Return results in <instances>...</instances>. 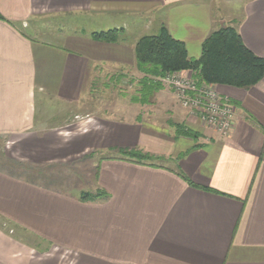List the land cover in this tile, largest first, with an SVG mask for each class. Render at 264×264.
I'll return each instance as SVG.
<instances>
[{"label":"crops","instance_id":"obj_1","mask_svg":"<svg viewBox=\"0 0 264 264\" xmlns=\"http://www.w3.org/2000/svg\"><path fill=\"white\" fill-rule=\"evenodd\" d=\"M0 14L17 23L0 20V264H264V76L248 88L214 85L236 107L225 135L186 109L176 124L194 136L178 134L177 99L163 88L152 96L169 107L150 97L156 110L81 116L101 68L109 79L134 69L138 85L134 46L145 34L126 37L124 22L99 30L122 29L116 42L95 31L55 41L37 23L139 15L147 28L157 17L192 58L234 25L264 57V0H0ZM52 100L74 111L59 117L45 107ZM120 148L154 158L129 160ZM97 190L105 195L79 197Z\"/></svg>","mask_w":264,"mask_h":264},{"label":"trees","instance_id":"obj_2","mask_svg":"<svg viewBox=\"0 0 264 264\" xmlns=\"http://www.w3.org/2000/svg\"><path fill=\"white\" fill-rule=\"evenodd\" d=\"M0 20L12 26L17 23L0 14ZM122 29L95 31L91 37L105 42H116ZM136 69L143 74L139 80L140 97L132 100L145 104L152 94L163 88L158 78L167 73L191 71L197 84L228 85L248 88L264 76V57L253 53L242 41L234 25H226L212 31L202 42L198 58L188 55L183 41L174 38L166 27H161L156 34L140 36L134 46ZM175 126L178 134L194 136L190 129ZM129 160L142 162L154 156L139 149H118ZM184 179H188L183 175ZM190 182V181H189ZM105 195V191H82V201L94 200Z\"/></svg>","mask_w":264,"mask_h":264},{"label":"rangeland","instance_id":"obj_3","mask_svg":"<svg viewBox=\"0 0 264 264\" xmlns=\"http://www.w3.org/2000/svg\"><path fill=\"white\" fill-rule=\"evenodd\" d=\"M113 20L115 21L104 20L95 14H77L72 16L61 15L56 17H50L48 18L47 21L38 20L37 23L39 25L40 24L49 25V31H51L52 33L51 39L53 38L55 41L56 40L58 41V39H61V41H63L64 39L66 41H69L70 37H74L73 35L78 36L79 34L82 35V33L90 34V32L92 31L102 30V28H105V26L107 25L110 26L111 28H114V26H118L116 28H122L123 26L122 23L124 22L126 28L129 30V33L126 35V37L129 38H134L133 36H138L143 32L144 34H156L160 30V27L157 26L158 25L157 17L148 20L150 21V24L148 25L147 28L144 27L145 21H147L144 18V16L140 17L139 15H133V16L120 15ZM34 26L36 28L38 27L37 25H35V23ZM27 31L31 32L29 29H27ZM81 37H83V35ZM46 39L48 40V37H46ZM109 72H107V69L101 68V71H99V74H97L98 75L97 78L93 79V82L91 83V87H89V90L87 91L88 94L85 95L81 106L76 108L77 109L76 112L78 114H80L81 116H84L87 113L88 114L90 113L92 115L104 114L107 116L117 117V116H122V114H125V109L127 108L130 109L141 108L144 110H151V111L156 110L157 105L156 107L153 105L151 106L149 105L148 107L146 105L147 103L141 104L139 102H135L134 100H132L133 97L138 96V92L134 90L135 86L137 87L136 89H138V85H135V82L133 81V76L138 77V75L136 74L137 72L134 69H131V71L127 72L126 74L120 73L118 78H114L110 76V79L108 77ZM131 72H135V73H131ZM105 73H107L108 75L107 74L105 75ZM104 77L107 78L106 81L111 80L109 82L110 84L108 85V87H106L103 83H101L102 81H105ZM212 86L213 88H215L214 85ZM162 87L166 91L170 92V90L164 88L163 85ZM164 95L165 94L163 95L160 94L158 95L157 98L151 96L152 104H155L156 102L157 103L163 102L166 107H169L170 99ZM174 101L176 105L172 107L173 110L171 113L172 115L170 117L173 124L179 123L176 114L181 113L183 109H186L183 106H181L179 101L177 100ZM49 102L50 103L46 104L45 107L56 111L57 114H59L58 115L59 117H61L62 114L64 113L63 111L67 109L73 108L72 111H74V107L72 106L69 107V104L67 105L59 100H55V101L52 100ZM159 106L160 105H158V107ZM73 117L74 115H67V118L69 119Z\"/></svg>","mask_w":264,"mask_h":264},{"label":"built area","instance_id":"obj_4","mask_svg":"<svg viewBox=\"0 0 264 264\" xmlns=\"http://www.w3.org/2000/svg\"><path fill=\"white\" fill-rule=\"evenodd\" d=\"M158 79L181 106L196 114L204 125L223 135L229 132L236 107L227 97H221L212 85L197 84L191 71L167 73Z\"/></svg>","mask_w":264,"mask_h":264}]
</instances>
